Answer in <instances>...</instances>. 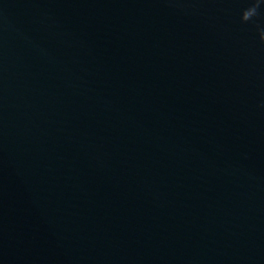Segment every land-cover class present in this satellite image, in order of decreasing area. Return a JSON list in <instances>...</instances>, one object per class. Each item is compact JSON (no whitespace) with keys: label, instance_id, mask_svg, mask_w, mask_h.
<instances>
[{"label":"water","instance_id":"95a60500","mask_svg":"<svg viewBox=\"0 0 264 264\" xmlns=\"http://www.w3.org/2000/svg\"><path fill=\"white\" fill-rule=\"evenodd\" d=\"M0 264H264V0H0Z\"/></svg>","mask_w":264,"mask_h":264}]
</instances>
